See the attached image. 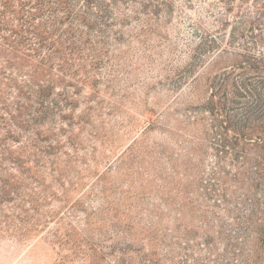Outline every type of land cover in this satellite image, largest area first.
Returning <instances> with one entry per match:
<instances>
[{
    "label": "rangeland",
    "instance_id": "374dc122",
    "mask_svg": "<svg viewBox=\"0 0 264 264\" xmlns=\"http://www.w3.org/2000/svg\"><path fill=\"white\" fill-rule=\"evenodd\" d=\"M222 7L132 14L68 87L73 107L55 69L26 131L39 106L12 119L2 101L22 97L0 82V264H264V125L236 139L230 95H215L241 59L228 35L196 55Z\"/></svg>",
    "mask_w": 264,
    "mask_h": 264
},
{
    "label": "trees",
    "instance_id": "16d2710c",
    "mask_svg": "<svg viewBox=\"0 0 264 264\" xmlns=\"http://www.w3.org/2000/svg\"><path fill=\"white\" fill-rule=\"evenodd\" d=\"M221 2L220 13L225 19L219 18L216 33L199 30L201 43L196 55L201 56L202 50L218 49L227 35L228 48L222 51L237 49L241 59L216 81L215 95H230L231 105L224 110L231 111L237 122L234 135L236 139L249 140L252 125H264V0ZM174 3L175 0H0V82L22 97L12 108L2 101V108L9 115L15 112L21 116L34 105L24 100L33 98L39 106L34 108L39 117L30 115V119L16 124L26 131L32 122L42 123L49 109L45 102L51 94L50 78L56 74L55 69L61 84L69 79L70 84L62 87L60 97L65 105L73 107L75 97L69 94L68 87L89 77L87 69L84 76L78 77L82 67L102 61L100 55L110 48L109 37L118 38L116 26L132 14L170 17ZM11 118L16 117L12 114ZM0 119L5 122L4 116ZM35 135L40 138L36 131ZM4 140L0 138V144Z\"/></svg>",
    "mask_w": 264,
    "mask_h": 264
}]
</instances>
